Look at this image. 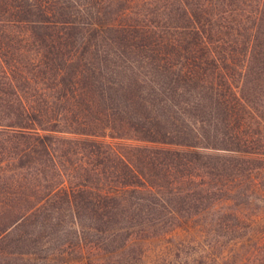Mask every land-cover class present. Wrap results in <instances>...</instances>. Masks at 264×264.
<instances>
[{
    "label": "trees",
    "instance_id": "obj_1",
    "mask_svg": "<svg viewBox=\"0 0 264 264\" xmlns=\"http://www.w3.org/2000/svg\"><path fill=\"white\" fill-rule=\"evenodd\" d=\"M258 177L264 0H0V264H141Z\"/></svg>",
    "mask_w": 264,
    "mask_h": 264
},
{
    "label": "rangeland",
    "instance_id": "obj_2",
    "mask_svg": "<svg viewBox=\"0 0 264 264\" xmlns=\"http://www.w3.org/2000/svg\"><path fill=\"white\" fill-rule=\"evenodd\" d=\"M255 181L259 187L250 192L248 205L218 202L177 226L135 241L141 264H241L256 244L264 243V178ZM234 213L235 219L231 217ZM223 216V224H215Z\"/></svg>",
    "mask_w": 264,
    "mask_h": 264
}]
</instances>
